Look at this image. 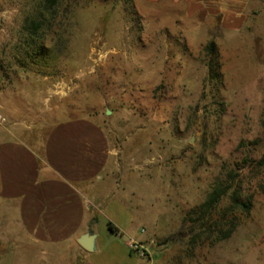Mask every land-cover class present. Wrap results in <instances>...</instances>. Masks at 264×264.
Instances as JSON below:
<instances>
[{
  "label": "rangeland",
  "instance_id": "1",
  "mask_svg": "<svg viewBox=\"0 0 264 264\" xmlns=\"http://www.w3.org/2000/svg\"><path fill=\"white\" fill-rule=\"evenodd\" d=\"M36 2L0 0V139L16 124L36 136L90 117L115 156L98 183L95 252L76 243L42 251L0 201V264H264V170H240L250 212L230 208L232 188L209 219L191 215L218 178L264 153V0H253V26L237 32L187 17L183 5L80 0L66 50L32 61L20 45ZM210 40L219 78L207 65ZM231 221V236L216 240Z\"/></svg>",
  "mask_w": 264,
  "mask_h": 264
},
{
  "label": "crops",
  "instance_id": "2",
  "mask_svg": "<svg viewBox=\"0 0 264 264\" xmlns=\"http://www.w3.org/2000/svg\"><path fill=\"white\" fill-rule=\"evenodd\" d=\"M145 1L183 5L187 17L218 22L232 32L253 26L257 16L253 0ZM19 125L5 129L0 139V201L13 205L25 236L42 251L78 244L93 230L101 207L98 183L108 177L115 156L110 134L90 117L57 122L36 136L26 133L33 126Z\"/></svg>",
  "mask_w": 264,
  "mask_h": 264
},
{
  "label": "trees",
  "instance_id": "3",
  "mask_svg": "<svg viewBox=\"0 0 264 264\" xmlns=\"http://www.w3.org/2000/svg\"><path fill=\"white\" fill-rule=\"evenodd\" d=\"M79 3L80 0H37L32 11L26 15L22 27L25 38L20 46L24 48L25 58L35 61L40 56H49L51 53L60 55L66 50L68 44L66 33H68L70 19ZM48 37L51 46L46 42ZM204 51L210 75L219 78L221 76L219 71L220 55L215 40L208 41ZM19 62L25 63L23 60H19ZM261 124L264 130V111ZM252 143L256 148L259 140L252 141ZM242 146H247V144L242 142ZM249 165L264 170V153L258 158L253 157L252 154L246 155L241 162H238L235 167L228 171L226 178H218L205 200L192 209L191 215H197L198 220L209 219L232 188L234 189L231 193L230 208L250 212L252 200L250 197L246 200L242 199L241 179H239L240 170ZM108 226L114 232L119 231L112 222H108ZM235 228L236 222L231 221L229 227L218 231L216 240L229 238Z\"/></svg>",
  "mask_w": 264,
  "mask_h": 264
},
{
  "label": "water",
  "instance_id": "4",
  "mask_svg": "<svg viewBox=\"0 0 264 264\" xmlns=\"http://www.w3.org/2000/svg\"><path fill=\"white\" fill-rule=\"evenodd\" d=\"M108 112L111 111L108 110ZM97 237L98 235L92 229H88L77 239V242L87 252H95L97 250Z\"/></svg>",
  "mask_w": 264,
  "mask_h": 264
},
{
  "label": "built area",
  "instance_id": "5",
  "mask_svg": "<svg viewBox=\"0 0 264 264\" xmlns=\"http://www.w3.org/2000/svg\"><path fill=\"white\" fill-rule=\"evenodd\" d=\"M6 121V117L2 114V112L0 111V122H5ZM140 246H142L139 242L137 241H133L131 243V247L136 249V250H140Z\"/></svg>",
  "mask_w": 264,
  "mask_h": 264
}]
</instances>
